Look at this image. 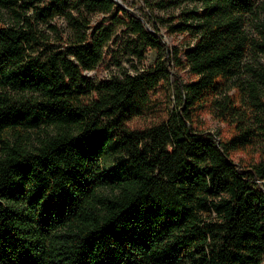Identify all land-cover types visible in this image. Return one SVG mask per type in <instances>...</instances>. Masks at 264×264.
Wrapping results in <instances>:
<instances>
[{"label":"trees","instance_id":"1","mask_svg":"<svg viewBox=\"0 0 264 264\" xmlns=\"http://www.w3.org/2000/svg\"><path fill=\"white\" fill-rule=\"evenodd\" d=\"M180 1L200 7L170 31L193 45L169 50L115 0H0V264L264 262V70L239 81L250 46L264 52V32L258 44L245 29L259 0ZM96 14L124 24L155 61L87 79L111 39L91 28ZM55 18L70 36L43 56L38 27L56 31ZM170 62L192 78L178 103L165 121L130 129ZM206 112L228 128L217 142Z\"/></svg>","mask_w":264,"mask_h":264},{"label":"rangeland","instance_id":"2","mask_svg":"<svg viewBox=\"0 0 264 264\" xmlns=\"http://www.w3.org/2000/svg\"><path fill=\"white\" fill-rule=\"evenodd\" d=\"M127 10L129 16L140 19L148 31H158L165 47L186 49L193 45L187 34H179L170 30L180 22V16L199 5L180 0H117ZM22 5V4H21ZM118 18L125 19L119 15ZM3 25L10 23L8 14L4 15ZM50 25L56 27V31L47 25L38 27L39 43L37 53L43 56L53 51H61L65 48L70 33L69 27L63 18H55ZM100 25L103 30L111 33V39L103 48L102 60L92 71H85L83 75L94 82L110 80L115 77H122L125 74H135L145 67L151 65L156 59V52L144 48L127 29V27L116 20H103V16L96 14L92 16L91 28ZM245 29L253 42L261 44L264 32V0H259L258 6L253 14L247 16ZM168 81H164L157 88L147 94V105L145 109L135 114L126 125L130 129L142 130L152 125L165 121L170 111L176 106L179 98L178 86L190 81L191 75L188 69H179L173 62H170ZM264 70V52L250 46L244 60L243 73L239 78L240 82L255 80L253 73L249 71ZM257 80V79H256ZM259 91L264 97V85L258 83ZM238 90L232 89L229 94ZM206 132L213 134V140L217 142L219 135L225 136L228 128L224 123L219 122L211 113H203L201 119ZM242 157L237 154L236 158ZM109 164L111 163L108 162ZM264 188V182H262ZM264 264V262L262 263Z\"/></svg>","mask_w":264,"mask_h":264},{"label":"water","instance_id":"3","mask_svg":"<svg viewBox=\"0 0 264 264\" xmlns=\"http://www.w3.org/2000/svg\"><path fill=\"white\" fill-rule=\"evenodd\" d=\"M115 1H117V0H115Z\"/></svg>","mask_w":264,"mask_h":264}]
</instances>
